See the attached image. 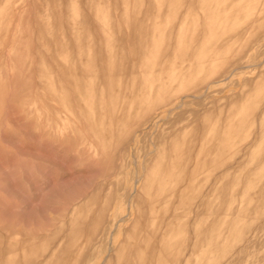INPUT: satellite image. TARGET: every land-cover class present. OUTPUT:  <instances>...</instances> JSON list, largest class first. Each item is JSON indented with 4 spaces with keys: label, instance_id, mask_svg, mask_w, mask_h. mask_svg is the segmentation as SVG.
<instances>
[{
    "label": "rangeland",
    "instance_id": "rangeland-1",
    "mask_svg": "<svg viewBox=\"0 0 264 264\" xmlns=\"http://www.w3.org/2000/svg\"><path fill=\"white\" fill-rule=\"evenodd\" d=\"M160 1L0 0V264H264V0Z\"/></svg>",
    "mask_w": 264,
    "mask_h": 264
},
{
    "label": "bare ground",
    "instance_id": "bare-ground-1",
    "mask_svg": "<svg viewBox=\"0 0 264 264\" xmlns=\"http://www.w3.org/2000/svg\"><path fill=\"white\" fill-rule=\"evenodd\" d=\"M161 1H163V0H161ZM161 1H160V3H159V4H161L160 6H162V2H161ZM164 1H165V0H164ZM167 1H168V0H167ZM176 2H177V3H180L179 0H175L174 3H173V0L171 1V3L173 4V6H175V5L180 6L179 4H176ZM163 3H164V2H163ZM165 3H166V4H165ZM165 3H164V6L167 5V4H169L170 1H169V2H166V1H165ZM213 3H215V2H213ZM213 3H212V4H213ZM210 4H211V3H209V5H210ZM215 4L217 5L218 2L216 1ZM168 6H169V5H168ZM170 6H172V5H170ZM177 6H176V7H177ZM224 6L226 7V4H225ZM179 13H180V12H179ZM179 13H176V14L179 16ZM224 18L227 19V18H230V17H224ZM224 18H223L222 21L226 20V19H224ZM253 20H254V19H253ZM255 20H257V19H255ZM255 20H254V22H255ZM228 21H229V19H228ZM217 23H218V22H216V24H217ZM247 23H249V22H247ZM252 23H253V22H252ZM209 25H211V24H209ZM212 26H213V25H212ZM245 26H246V25H245ZM245 26H244V27L242 26V28H245ZM248 26H249V24H248ZM238 31H241V30L239 29ZM194 32H196L195 29H194ZM218 32H219V31H217L216 34L219 36ZM231 32H233V31H231ZM236 32H237V31H234L235 34H236ZM221 33H222V32H220V34H221ZM234 33H233V34H234ZM213 35H214V34H213ZM222 35H223V33L221 34V36H222ZM230 35H232V33H231ZM197 36H198V34H197ZM197 36L195 35V36H193V38H192V35H191V37H190V36H189V37L191 38V40H192V39L195 40V39L197 38ZM214 36H215L214 38H216V35H214ZM218 36H217V37H218ZM221 36H219V37H221ZM235 36H236V35H235ZM235 36H234V37H235ZM253 36H255V34H254ZM243 37H244V36H243ZM243 37H242V38H243ZM255 37H256V36H255ZM153 38H154V37H153ZM163 38H164V37H163ZM165 38H166V37H165ZM165 38H164V40H165ZM190 38H189V41H190ZM145 39H147V38H145ZM220 39L222 40V38H220ZM237 39H238V37H237ZM237 39H236V41H238ZM251 39H252V38H251ZM153 40H156V39H153ZM215 40L217 41V39H215ZM218 40H219V38H218ZM221 40H219V42H222V41H223V40H222V41H221ZM146 41H147V40H146ZM146 41H144V43H145ZM236 41H231V43H233V44H232V45H233V48H235V46H234L235 44H236V48H237V49H241V48L243 49V46H244V45H245L244 47L248 48V46H246L247 44H244V43H243V44H244V45H243V44L240 42V43L243 45V46H242L239 42L236 43ZM251 41H253V40H251ZM190 42H192V44H193L194 41H190ZM219 42H218V43H219ZM223 42H224V41H223ZM226 42H227V41L225 40V43H226ZM228 42H229V40H228ZM234 42H235V44H234ZM244 42L246 43V41H244ZM248 42H249V41H248ZM144 43H143V44H144ZM187 43L191 45V43H189V42H187ZM215 43H216V42H215ZM225 43H223V44H225ZM231 43H230V44H231ZM238 43H239V44H238ZM250 43H251V42H250ZM250 43H249V44H250ZM147 44H148V42H147ZM219 44H221V43H219ZM219 44H218V45H219ZM223 44H221V45H223ZM228 44H229V43H228ZM237 44L240 45V47H241V46H242V47L240 48ZM144 45H146V43H145ZM153 45H155V44L153 43ZM214 45H215V44H214ZM146 46H149V45H146ZM228 46H229V45H228ZM153 47H154V46H153ZM231 47H232V46H231ZM238 47H239V48H238ZM146 48H149V47H145V49H146ZM233 48H232V52H233V50H234ZM236 48H235V50H236ZM145 49H143V51H144ZM230 49H231V48H229V50H230ZM148 50H150V49H148ZM141 51H142V50H141ZM237 51H240V50H237ZM241 51H242V50H241ZM243 51H246V50L243 49ZM147 52H148V51H147V49H146V52H144V53H146V54H150L149 52H148V53H147ZM153 52H154V51H153ZM153 52H152V53H153ZM228 52H229V51H228ZM142 53H143V52H142ZM142 53H141V54H142ZM154 53H155V52H154ZM154 53H153V56H155V55L157 54V52H156V54H154ZM238 53H239V52H238ZM158 54H159V53H158ZM160 55H161V54H159V56H158V60H159V58L161 57ZM225 55H228V56L230 57V55L227 54V51H226ZM143 56H144V58H145V60H146V55H143ZM153 56H152L153 59H152V58H150V59L153 60V61H154V60L156 61V59H154V58H156V56H155V57H153ZM228 56H227V59H229ZM242 56H243V55H242ZM236 57H238V56L236 55ZM239 57H240V56H239ZM227 59H226V60H227ZM147 60H148V59H147ZM220 60H221V57H220ZM231 60H232V58H231ZM220 62H221V61H220ZM226 62L228 63V61H226ZM229 62H230V60H229ZM221 63H222V65H224L223 62H221ZM227 63H226V64H227ZM230 63H231V62H230ZM226 64H225L224 67H226V69H227V65H226ZM229 65H230V64H229ZM228 67H229V66H228ZM149 69H151V68H148V69H147L148 71H146V72H149ZM223 69L225 70V68H223ZM153 70H154V69H153ZM221 71L223 72V70H221ZM233 71H234V70H233ZM149 73H151V70H150ZM227 73H228V72H227ZM219 74H221V72H220ZM222 74H223V73H222ZM222 74H221V75H222ZM46 75L48 76V74H46ZM49 75H50V74H49ZM114 75H115V74H114ZM43 76H45V75L43 74ZM47 78H48V77H47ZM50 78H51V77H50ZM50 78H49V79H50ZM49 79H47V80L50 81L51 79H50V80H49ZM218 79H219V78H218ZM220 79H221V78H220ZM45 81H46V80H45ZM50 82H51V81H50ZM209 82H210V81H209ZM209 82H208V85L210 84ZM221 82H222V81H221ZM47 83H48V82H47ZM211 83H212V81H211ZM93 84H94V83H93ZM204 85H205V84H204ZM202 86H203V84H202ZM202 86H201V87H202ZM207 87H208V86H207ZM204 88H205V87H204ZM166 93H168V92H165V93H163L162 95H164V94H166ZM166 95L169 96V100H168V102H169V101L171 100V99H170V95H169V93L166 94ZM164 96H165V95H164ZM168 96H167V97H168ZM171 97H172V95H171ZM161 98H162V97H161ZM177 98H178V97H177ZM177 98H176V99H177ZM167 99H168V98H167ZM172 101H174V100L172 99ZM163 103H165V104H163ZM169 103H170V102H169ZM162 104H163V105H166V101H163ZM163 105H162V107H163ZM164 107H165V106H164ZM158 108H159V107H158ZM158 111H160V110H158ZM140 135H141V133H140ZM132 139H133V138H132ZM131 142H132V141H131ZM128 149H129V148H128ZM222 164H223V163H222ZM220 166H221V165H220ZM222 166H223V165H222ZM227 166H228V165H227ZM227 166H226V167L224 166V167L227 168ZM222 168H223V167H222ZM190 179H191V178H190ZM192 180H193V179H192ZM192 180H189V182H191ZM194 181H195V180H193L192 182L194 183ZM155 182H156V181H154V183H155ZM158 182H159V181H158ZM156 183H157V182H156ZM152 185H153V184H152ZM155 185H156V184H154V188L156 187ZM158 185H160V183H158ZM192 186H193V184H192ZM174 191H175V190H174ZM125 192H126V191H125ZM175 192H176V191H175ZM173 194H174V192H173ZM175 194H176V193H175ZM125 196H126V193H125ZM181 196H182V195H181ZM126 197H128V195H127ZM123 198H124V196H123ZM105 207H107V206H105ZM104 209L106 210V208H104ZM108 209H109V208H108ZM173 211H174V210H173ZM173 211H172V212H173ZM176 211H177V210H176ZM196 211H197V210H196ZM196 211H195V212H196ZM101 212H103V211H101ZM169 212H170V211H169ZM169 212H168V213H169ZM174 212H175V211H174ZM174 212H173V213H174ZM193 212H194V211H193ZM206 212H207V211H206ZM175 213H176V212H175ZM175 213H174L173 215H175ZM196 213L201 214V212H196ZM196 213H195V215H196ZM203 213H204V212H203ZM100 214H102V213H100ZM105 214H106V213H105ZM116 214H117V213H116ZM165 214H167V213H165ZM165 214H164V215H165ZM199 214H197V216H199ZM107 215H108V214H107ZM117 215H118V214H117ZM117 215L114 216V217H112L111 219H109V221H108V225H107V228L101 230V232L97 235V237L95 236L96 239H97V241H96V239H93L92 237H91V238H92V241H89V242L87 241V242H88L87 244H90V245H91V242L93 243V244L91 245L92 247H91L90 245H89V246H90V247H89L88 245H86V243H84V247H85V245H86V246H87V249L89 248L90 251H92V252H93V251H96L97 249H95V248L97 247V243H98V246H99V242L102 241V240H104V238L106 237V236H104V235H105L106 233H109L108 231L111 232L112 229H114L115 227H117V224H118V226H119V222H121V221L123 220V219H119V215H118V216H117ZM164 215H163V216H164ZM169 215H170V213H169ZM177 215H178V214H177ZM177 215H176L175 217H177ZM193 215H194V214H193ZM202 215H203V214H202ZM202 215H201V217H202ZM205 215L207 216V214H205ZM101 216H102V215H100V218H102ZM165 216H167V215H165ZM187 216H188V214H187ZM104 217H105V216H104ZM106 217L108 218V216H106ZM110 217H111V216H110ZM194 217H196V216H194ZM203 217H204V216H203ZM203 217H202V218H203ZM107 218H106V219H107ZM167 218H168V217H167ZM167 218H166V219H167ZM189 218H190V217H189ZM191 218H192V217H191ZM170 219H171V218H170ZM187 219H188V218H187ZM192 219H193V218H192ZM206 219H207V217H205V219H204V218L201 219V221H200V220H197V223H198V221H199V222H202V224L199 223L198 226H199V227H200V226L202 227V225H203L202 228H205V227L207 226V224H206V226H205V221H206ZM208 219H209V218H208ZM164 220H165V217H164ZM164 220H163V222L165 223ZM172 220H174V222H176L177 218H176V220H175V219H172ZM202 220H204V222H203ZM190 221L192 222L193 220H189V224H190ZM207 221H208V220H207ZM99 222H100V221H99ZM163 222H162V224H163ZM168 222H169V221H168ZM172 222H173V221H172ZM176 223L178 224V221H177ZM206 223H208V227H209V226H210V225H209L210 222H206ZM100 224H103L102 221H101ZM105 224H106V222H105ZM105 224H104V225H105ZM165 224H166V223H165ZM195 224H196V221H195ZM195 224H194V225H195ZM200 224H201V225H200ZM171 225H172V223H171ZM171 225L169 226V229H170ZM175 225H176V224H174L173 226L175 227ZM191 225H192V224H191ZM161 226L164 227V225H161ZM166 226H167V224H166ZM178 226H179V228H181V226H180L179 224H178ZM178 226H177V228H178ZM162 227H161V228H162ZM167 227H168V226H167ZM167 227H166V228H167ZM174 227H173V228H174ZM190 227H191V226H190ZM190 227H189V225H188V228H190ZM199 227H198V228H199ZM201 227H200V230L202 229ZM166 228H164L165 231H166ZM173 228H172V229H173ZM177 228L175 227L174 229H177ZM195 228L197 229V230H196V233H197L199 229L197 228V226H196ZM158 229H160V228H158ZM158 229H157V231L155 230L157 233H156L155 231H153V234L156 233V234H155L156 236H157V234H158ZM162 229H163V228H162ZM169 229H168V231H169ZM99 230H100V228H99ZM179 230H180V229H179ZM181 230H182V229H181ZM204 230H205V229H204ZM207 230L209 231V229H207ZM95 231H96V230H95ZM95 231H94V232H95ZM168 231H167V232H168ZM171 231H172V232H171L172 234H173V233H174V234L177 233V235H178V232L175 233L176 230H174V231L171 230ZM201 231H202V230H201ZM94 232H93V233H94ZM167 232H166V233H167ZM93 233H92L91 236H93ZM97 233H98V232H97ZM97 233H95V235H96ZM111 233H112V232H111ZM150 233H151V232H150ZM164 233H165V232H164ZM166 233H165V234H166ZM171 233H170V235H171ZM191 233H192V232H191ZM196 233H195V234H196ZM198 233L200 234V231H199ZM208 233H210V231L207 232V234H208ZM148 234H149V233H148ZM183 234H184V233H182V235H178V236H183ZM193 234H194V233H193ZM199 234H198V235H199ZM155 235H153V236H154V240H149V239L151 238V236H152V233H151V236H148V237H150V238L147 239V241L149 240L148 244L146 243L147 245H145V242H144V241H146V240L143 239L144 244L141 242L142 245H144V246L146 247V250H145V248H143V250H145V251H143V250L141 251V252L144 253V254H143V253L141 254V255H143V256L139 255L141 252H140L139 254H137L136 256H138V258H139V260H141V262H142V260L144 259L143 263L145 262V257L147 258V256L144 257L145 252H147V251L149 250V249H148V248H149L148 246H151V245H149V244H150V243L153 244V242L156 240V239H155V238H156ZM163 235H164V234H163ZM163 235H162L161 238H163ZM201 235H202V234H201ZM204 235L206 236V234H204ZM103 236H104V238H103ZM153 236H152V237H153ZM158 236H160V232H159ZM158 236H157V239H158ZM173 236H174V235H173ZM178 236H177V237H178ZM191 236H192V235H191ZM196 236H197V234H196ZM111 237H112V236H111ZM165 237H166V235H165ZM165 237H164L163 239H165ZM168 237H169V236H167V238H166L167 241H168ZM185 237H186V236H185ZM74 238H75V237H73V239H74ZM89 238H90V236H89ZM91 238H90V240H91ZM159 238H160V237H159ZM161 238H160V239H161ZM194 238L196 239V237H193V239H194ZM207 238H208V237H207ZM77 239H78V238H77ZM77 239H76V240H77ZM105 239H106V238H105ZM145 239H146V238H145ZM151 239H153V238H151ZM163 239H161V240L158 239V240H156V241H159V243L161 242L160 244H161V245L163 244V246H165L164 243H166V239L164 240L165 242L163 241ZM177 239H178V238H177ZM195 239H194V240H195ZM197 239L199 240L200 237H198ZM197 239H196V240H197ZM88 240H89V239H88ZM174 240H175V239L173 238V241H174ZM183 240H184V241L182 242L183 245H181V246H182L181 248L185 249L184 246H186L185 244H186L187 242H186V243H184V242H185V240H187V238H186V239L183 238ZM196 240H195V241H196ZM205 240H206V239H205ZM93 241H94V242L96 241V243H94ZM140 241H142V240H140ZM151 241H152V242H151ZM171 241H172V237H171ZM178 241H181V240H178ZM73 242H74V241H73ZM85 242H86V241H85ZM105 242H106V241H104L103 243H105ZM176 242H177V241H176ZM176 242H175V244H176ZM80 243H81V242H79V244H80ZM108 243H109V242H108ZM141 243H140V244H141ZM154 243L156 244V242H154ZM180 243H181V242H180ZM72 244H73V243H72ZM79 244H78V245H79ZM106 244H107V243H106ZM138 244H139V242H138ZM175 244H174V245H175ZM101 245H102V244H101ZM153 245H154V244H153ZM156 245H157V244H156ZM167 245H168V243L166 244V246H167ZM170 245H171V243H170ZM174 245H173V246H174ZM80 246H81V244H80ZM102 246H103V245H102ZM109 246H110V245H109ZM127 246H128V245H127ZM129 246H130V244H129ZM129 246H128V249L130 248ZM168 246H169V245H168ZM176 246H177V245H176ZM192 246H194V244H193ZM195 246L197 247V243H196ZM104 247H105V245H104ZM110 247H111V246H110ZM112 247H113V246H112ZM141 247H142V246H141ZM196 247H195V248H196ZM74 248H75V247H74ZM80 248H81V247H80ZM80 248L78 247L79 250H80ZM137 248H139V247L137 246ZM152 248H154V247L151 246V249H152ZM168 248H170V247H168ZM181 248H180L179 250H181ZM193 248H194V247H193ZM193 248L191 247V252H194V250H196L198 247H197L196 249H193ZM87 249H86V251H87ZM91 249H92V250H91ZM102 249H103V248H102ZM109 249H110V248H109ZM122 249H123V252H124V251H127V248H126V249L122 248ZM139 249H140V248H139ZM192 249H193V250H192ZM79 250H78V251H79ZM82 250H83V252H86V251H84L83 248H82ZM82 250H80V251H82ZM107 250H108V249H107ZM140 250H141V249H140ZM157 250H158V249H157ZM170 250H171V249H170ZM170 250H169V251H170ZM130 251H131V248H130ZM138 251H139V250H138ZM150 251H151V250H150ZM152 251H153V250H152ZM160 251H161V250H159V252H160ZM196 251H197V250H196ZM198 251H199V249H198ZM110 252H111V251H110ZM132 252H133V251H132ZM132 252H131L130 254H132ZM159 252H158V253H159ZM170 252H171V251H170ZM119 253H122V252H119ZM119 253H117V255H116L117 258H118L119 256H122V254H119ZM125 253H126V252H125ZM125 253H124V254H125ZM150 253H154V252H150ZM57 254H58V253H57ZM65 254H66V253H65ZM83 254H84V253H83ZM83 254H82V255H83ZM85 254H86V253H85ZM92 254L94 255V253H92ZM118 254H119V255H118ZM124 254H123V255H124ZM148 254H149V253H148ZM75 255H76V254H75ZM80 255H81V254H80ZM126 255H129V254H126ZM126 255H124V256H126ZM149 255H152V254H149ZM161 255H163V254H160V256H161ZM172 255H173V254H172ZM134 256H135V255H134V252H133V255H132V257H131V258H132V261H130V260H129V261L120 260L119 258H118V260H120V263H121V262L123 263V261H124V262L127 264V263H129V262H133V260L135 261ZM139 256H140V257H139ZM158 256H159V255H158ZM158 256H157V258H155V259H157V261L154 260V261L156 262L155 264H160V263L158 262V260H159V259H158ZM170 256H171V255H170ZM189 256H190V255H189ZM79 257H80V256H79ZM84 257H86V255H85ZM128 257H129V256H128ZM141 257H143V259H140ZM151 257H153V256H151ZM151 257H150V258H151ZM161 257H162V260H163L164 256H161ZM171 257H172V256H171ZM173 257H176V256H173ZM66 258H67V257H66ZM94 258H95V257H94ZM113 258H114V257H113ZM121 258H124V257L122 256ZM131 258H130V259H131ZM150 258H149V260H151ZM189 258H190V257H189ZM20 259H21V258H20ZM68 259H69V258H68ZM73 259H75V258H73ZM88 259H89V257L87 258V261L84 262L85 264L90 263L89 261L91 260V258H90L89 260H88ZM110 259H112V258H110ZM127 259H128V258H127ZM127 259H126V260H127ZM164 259H165V258H164ZM65 260H67V259H65ZM113 260H115V259H113ZM113 260H112V261H113ZM74 261H75V260H74ZM92 261H93V260H92ZM146 261H148V260H146ZM168 261H170V260H168ZM168 261H167V262H168ZM177 261H178V260H177ZM11 262H13V260H12ZM47 262H49V260H48V261H45L46 264H48ZM67 262H68V261H67ZM109 262H110V261H109ZM113 262H114V261H113ZM138 262H139V261H138ZM148 262H149V261H148ZM157 262H158V263H157ZM178 262H179V261H178ZM183 262H184V261H183ZM183 262H181V264H182ZM45 263H44V264H45ZM61 263H62V262H61ZM115 263H116V262H114L113 264H115ZM120 263H118V264H120ZM122 263H121V264H122ZM125 263H124V264H125ZM146 263H147V262H146ZM164 263H166V262H164ZM12 264H13V263H12ZM21 264H22V263H21ZM32 264H33V263H32ZM64 264H65V262H64ZM76 264H78V263H76ZM107 264H108V263H107ZM110 264H112V262H111ZM129 264H130V263H129ZM131 264H132V263H131ZM149 264H150V262H149Z\"/></svg>",
    "mask_w": 264,
    "mask_h": 264
}]
</instances>
